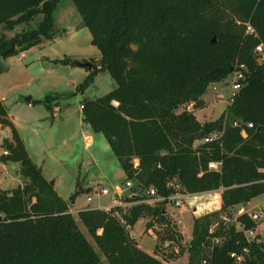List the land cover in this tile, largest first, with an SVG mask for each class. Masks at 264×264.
<instances>
[{"label":"trees","instance_id":"16d2710c","mask_svg":"<svg viewBox=\"0 0 264 264\" xmlns=\"http://www.w3.org/2000/svg\"><path fill=\"white\" fill-rule=\"evenodd\" d=\"M71 1L91 35V45L100 53L98 68L91 64L77 91L83 93L99 71H106L115 83L102 97L82 100L81 118L92 132L103 135L123 181L131 180L133 191L142 193L151 187L160 195L173 192L169 183L190 194L224 188L220 209L193 219L185 246L161 207L136 205L126 213L118 207L108 212L78 211L77 219L107 263L162 264L157 254L165 260L186 252L187 264H200L203 259L210 264H238L230 254L246 249L239 264H264V243H248L235 224L221 219L264 193V62L258 61L255 50L259 44L264 47V0ZM58 2L0 0V27L6 30L42 16L36 29L10 39L0 35V58L51 40ZM247 24L255 34H245ZM55 62L79 65L68 58ZM236 62L245 65L246 73L233 102L217 119L198 122L193 110L205 105L202 96L207 87L225 82ZM50 98L41 101L49 112ZM188 105L191 111L178 112ZM234 122L252 124L246 137L241 136L242 128L232 126ZM0 128L10 135L3 141L7 154L0 155V162L19 163L23 180L10 191H0V264H104L79 230L68 203L32 163L1 100ZM222 129L219 141L198 143ZM210 161L222 163L219 173L207 170ZM115 212L131 229L145 216L158 219L164 232L156 235L153 255L137 247ZM236 222L245 230L256 226L246 213ZM151 226L148 222L145 232ZM213 237L221 242L212 246ZM166 241L180 251L165 256L160 251ZM206 248H211L210 257Z\"/></svg>","mask_w":264,"mask_h":264},{"label":"rangeland","instance_id":"374dc122","mask_svg":"<svg viewBox=\"0 0 264 264\" xmlns=\"http://www.w3.org/2000/svg\"><path fill=\"white\" fill-rule=\"evenodd\" d=\"M41 19L42 16L39 15L28 24L19 25L12 30L0 27V35L10 39L22 31L36 29ZM53 20L51 40L42 41L5 60L0 58V66L4 69L0 74V97L4 99L7 114L24 141L25 150L32 163L41 169L46 182L68 203L69 212L76 220L79 230L100 260L108 264L86 228L77 219V212L110 204L111 194L97 197L96 192L102 188L112 190L113 187L122 185L124 175L103 135L92 132L89 126L83 123L80 106L83 99L94 100L102 97L115 88V83L106 71H99L83 93L77 91V87L89 73V70L80 64L91 63L98 68L99 50L91 45V35L83 27L71 0H59L53 12ZM63 58L75 60L79 65L69 66L55 62ZM229 94L230 88L225 82L209 85L202 96L205 105L201 109L193 110L198 122L217 119L226 109ZM47 96L51 97V112L41 103ZM28 98H31L33 103L31 101L28 104ZM182 110L191 111L192 107H182L178 112ZM6 133L9 138L8 129L0 128V155L4 151L3 141L8 139L5 138ZM22 183L19 163L0 162V191H10ZM76 193L75 201L71 204L69 198ZM88 195L92 197L89 202ZM204 201L198 203L203 213L206 212L204 214L220 209L219 207L208 211L207 202ZM165 208L166 217L175 230L183 234L182 243L185 246L191 237L192 221L202 215V211L196 214L192 213L190 208L186 211L173 206ZM240 211L256 212L264 217V193L253 198L247 205L232 208L223 216H227L231 223ZM148 222L152 223L153 235L164 232V226L157 218L145 216L135 223L130 235L138 248L153 255L156 239L149 231L145 232ZM172 249L180 251V248L174 245L163 246L160 252L166 256ZM157 256L162 264L188 262L186 252H180L174 259L163 260L161 254Z\"/></svg>","mask_w":264,"mask_h":264},{"label":"built area","instance_id":"2783aa9c","mask_svg":"<svg viewBox=\"0 0 264 264\" xmlns=\"http://www.w3.org/2000/svg\"><path fill=\"white\" fill-rule=\"evenodd\" d=\"M245 34L251 35L255 34L254 29L251 27L250 24L246 25ZM256 53L258 54V61L264 62V47L262 44H259L256 47ZM245 73H246V67L244 64H240L236 62L233 67V71L229 75V77L226 79L225 83L228 84V87L230 88V94L227 98L228 104H231L235 98V95L238 93V91L241 89L243 82L245 80ZM82 109V106H80ZM233 127L235 128H242L241 130V136L246 137V128H251L252 124L250 123H240V122H234ZM224 133V129L220 131H214L205 138H203L201 141H199V144H208L212 143L214 141H219L220 138H222ZM3 155L7 154V150H4L2 152ZM221 165L222 163L220 161H210L207 165V170L211 172H217L219 173L221 171ZM133 166H137V160L134 159ZM168 187L173 190L172 193L169 195H160L156 192L154 188H148L144 190V192L140 193L139 191H131L133 189V182L131 180H126L122 185L113 187L112 190H109L107 188H102L100 191L96 192V196H107L111 194V202L108 205L104 206H98L99 210H102L104 212L110 211L111 208L118 207L122 210V213H126L131 207L136 205H146L150 209L153 208H164L166 210V206H173L182 210H190L195 212L196 214H199L201 211L202 215H205L203 210L198 207V203L205 200L204 203L207 202L208 211H213L215 209H218L221 207V194L224 190V188H219L217 190L203 192V193H197V194H190L187 193L183 188H181L178 184L169 183ZM92 197L87 196V201H91ZM202 203V202H201ZM213 209V210H211ZM243 211L239 212V215L245 213ZM194 213V215H195ZM208 213V212H207ZM248 218L253 221L256 226L253 229L245 230L244 227L236 222V216L231 223L235 224L236 230L239 232H242L246 241L248 243L254 242V243H264V217H261L259 213L252 212V213H246ZM114 216L120 220V223L125 226L126 230L129 232L132 231V229L129 227V225L125 224L122 214L119 212H115ZM201 216V214H200ZM3 217V216H0ZM221 219L225 223H229V219L227 216H222ZM261 224V225H260ZM217 224L211 226L209 232L212 233L214 229L216 228ZM149 233L156 239V236L153 235L152 230H148ZM211 245H217L221 242L220 238H211L210 239ZM164 247H171L173 244L170 242H165ZM208 249V255L210 257V251L211 248ZM174 252H177L176 249H172ZM245 254H247V250L244 249L242 254H236L231 253L230 258L234 259L235 263H241L244 258ZM158 258V256H156ZM200 264H210V261L208 259H203Z\"/></svg>","mask_w":264,"mask_h":264},{"label":"water","instance_id":"95a60500","mask_svg":"<svg viewBox=\"0 0 264 264\" xmlns=\"http://www.w3.org/2000/svg\"><path fill=\"white\" fill-rule=\"evenodd\" d=\"M13 49H14V44L11 43V48H10V50H13ZM80 66H81V67H84L85 69H87V70H89V71L91 70V67H92V66H91V63H83V64H80ZM30 100H31V98H28V99L26 100V102L29 103ZM51 184H52V183H51ZM76 195H77V193L69 198V202H70L71 204L74 203ZM204 251H205V253L208 255V253H209V252H208V249H205ZM173 254H175V252H174Z\"/></svg>","mask_w":264,"mask_h":264},{"label":"crops","instance_id":"0c3cea01","mask_svg":"<svg viewBox=\"0 0 264 264\" xmlns=\"http://www.w3.org/2000/svg\"><path fill=\"white\" fill-rule=\"evenodd\" d=\"M0 100L2 101V103L4 104V99L2 98V97H0ZM32 101V99L30 100V102ZM28 103V102H27ZM29 104V103H28ZM5 106V105H4ZM8 115V114H7ZM8 119L12 122V120L9 118V116H8ZM19 135V134H18ZM19 137H20V135H19ZM5 138H8V134L6 133L5 134ZM21 138V137H20ZM24 142V141H23ZM98 209V208H97ZM167 210H165V212H166ZM182 233V232H181ZM183 235V234H182ZM184 237V236H183Z\"/></svg>","mask_w":264,"mask_h":264}]
</instances>
